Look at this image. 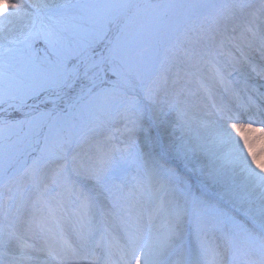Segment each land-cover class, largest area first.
<instances>
[{"label":"snow or ice","instance_id":"obj_1","mask_svg":"<svg viewBox=\"0 0 264 264\" xmlns=\"http://www.w3.org/2000/svg\"><path fill=\"white\" fill-rule=\"evenodd\" d=\"M264 0H6L0 264H264Z\"/></svg>","mask_w":264,"mask_h":264},{"label":"bare ground","instance_id":"obj_2","mask_svg":"<svg viewBox=\"0 0 264 264\" xmlns=\"http://www.w3.org/2000/svg\"><path fill=\"white\" fill-rule=\"evenodd\" d=\"M0 12L3 10L0 9ZM238 127L253 159L258 165L264 166V130H258L248 125Z\"/></svg>","mask_w":264,"mask_h":264},{"label":"rangeland","instance_id":"obj_3","mask_svg":"<svg viewBox=\"0 0 264 264\" xmlns=\"http://www.w3.org/2000/svg\"><path fill=\"white\" fill-rule=\"evenodd\" d=\"M0 6H1L0 9H2L4 11V9L6 7V0H0Z\"/></svg>","mask_w":264,"mask_h":264}]
</instances>
